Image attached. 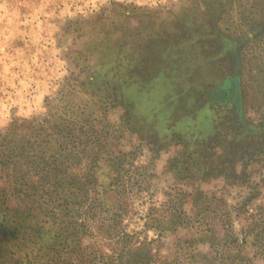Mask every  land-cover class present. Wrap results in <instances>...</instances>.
Listing matches in <instances>:
<instances>
[{"label":"rangeland","instance_id":"374dc122","mask_svg":"<svg viewBox=\"0 0 264 264\" xmlns=\"http://www.w3.org/2000/svg\"><path fill=\"white\" fill-rule=\"evenodd\" d=\"M113 4L131 5L137 13L121 20L111 11ZM184 9L194 30H181L177 16ZM145 10L150 15L141 14ZM146 26L156 37L151 51L163 48L162 35L173 39L164 46L171 50L190 31L199 35L197 46L188 40L182 58L168 56L167 61L152 54L151 81L123 85L104 75L84 81L99 70L88 66L94 55L89 63L84 59L90 36L97 39L108 31L116 40L131 28L141 39L144 32L138 31ZM134 54L141 58L138 50ZM224 78L232 79L231 92H237L243 128L257 135V146L246 157L230 151L232 131L237 132L232 130L235 105L224 101L230 96L219 85ZM84 103L88 106L81 112ZM65 118L78 119L75 130L82 118L89 130L93 121L100 144L76 156V163L91 160L94 174L106 183L119 172L121 193H110V199L126 210L122 227L135 234L137 245L157 238L152 254L159 262L264 264L248 244H233L236 233L249 232L264 217V0H0V132L14 120L19 126L25 119L39 120L45 128ZM18 129L30 133L27 127ZM217 133L229 138L211 150L215 155L200 160V151ZM75 147L79 154L82 147ZM206 205L215 211L207 223L225 238L212 249L210 236L196 229L200 207ZM177 211L184 212L182 224L160 237L158 230L145 228L156 220L170 222ZM97 238L109 247L108 238Z\"/></svg>","mask_w":264,"mask_h":264},{"label":"trees","instance_id":"16d2710c","mask_svg":"<svg viewBox=\"0 0 264 264\" xmlns=\"http://www.w3.org/2000/svg\"><path fill=\"white\" fill-rule=\"evenodd\" d=\"M111 8L112 12L118 13L121 20H127L129 16L137 13L131 5L113 4ZM187 11L184 9L177 16L181 30H194L187 22L190 20ZM141 14L150 15V11L145 10ZM139 22L143 23L142 18ZM127 30L124 37H117L116 40L113 33L111 40L108 31L101 33L102 36L97 39H92L91 36L87 39L86 43L88 42L91 49L83 54V58L89 63L90 55H94L88 66L90 69L99 70L93 75L83 77L84 81H98L103 75L111 80L119 79L123 85L135 83L139 81L137 79L151 81L155 73L149 71L147 64L152 54L157 53L161 61H167L171 56L182 58V46L188 40L193 47L197 46L194 38L199 37L196 32L190 31L184 39L180 38L174 43L173 51L177 49L179 52L172 53V48L164 49V46L173 39L168 40L166 35H162L160 39L163 48L151 51L149 44L156 39L152 26L138 31L142 35L144 32L141 39L134 38V29ZM191 37L194 41L190 40ZM137 50L141 53V58H136L134 51ZM122 64L124 70L121 68ZM225 79L230 82L228 92L231 95L234 88L232 79ZM226 80L222 81L221 86ZM86 86L85 83L84 89ZM236 93L224 100L235 105L232 118L235 123L232 124V130L237 132L232 131L230 151L242 153L246 157L251 154L249 150L257 146L253 143L257 135L253 129L243 128L240 102L236 100ZM87 106L84 103L80 111L83 112ZM78 119L55 120L45 128L39 120L35 122L25 119L23 122L26 124L23 123L22 126L15 124L14 120L8 128L0 132V264H163L152 254V246L157 238L138 242L137 245L135 234L127 233L122 227L126 210L120 206L114 207L110 199V193H121L117 184L120 180L119 172L113 173L106 183L94 174L95 165L92 169L91 160L83 166L76 163L80 159L75 158L80 154L84 155L89 146H98L101 141V136L94 133L93 121L89 122V130L88 122L82 118V124L75 130ZM19 127H27L30 133H18ZM63 128L67 130L66 135H62ZM225 137V134L220 137L217 133L205 151H200V160L207 155H215L211 150L217 147V143L221 144ZM76 145L82 147L79 154L75 153ZM260 154L264 155V148L260 149ZM202 164L200 161L201 166ZM214 213L207 205L200 207V228H196L200 229V233L210 236V249L225 239L218 238L216 229L207 223L210 214ZM182 214V211L171 212L170 222L156 220L155 226L148 224L145 228L158 230L160 237L165 230L182 224ZM260 219L261 223L257 224L261 225L256 228L253 227L249 232L242 230L239 235L236 233L233 244L237 247L248 244L253 249L254 257L264 260V217ZM231 235L232 233L226 238H231ZM97 236L108 238L109 247L103 248L97 241ZM220 259L225 261L227 256L221 255ZM237 261L244 263L243 258Z\"/></svg>","mask_w":264,"mask_h":264},{"label":"flooded vegetation","instance_id":"af4514ba","mask_svg":"<svg viewBox=\"0 0 264 264\" xmlns=\"http://www.w3.org/2000/svg\"><path fill=\"white\" fill-rule=\"evenodd\" d=\"M223 80H226V79L224 78V79H222V81H223ZM222 81H221V82H222ZM219 85L221 86V83H220ZM219 85H218V86H219ZM223 85H225V84H223ZM223 85H222L223 89L226 90V91H227V90L229 91V88H227L226 86H223ZM234 94H235V93H233V94L231 93L230 97H231V96H234Z\"/></svg>","mask_w":264,"mask_h":264},{"label":"water","instance_id":"95a60500","mask_svg":"<svg viewBox=\"0 0 264 264\" xmlns=\"http://www.w3.org/2000/svg\"><path fill=\"white\" fill-rule=\"evenodd\" d=\"M224 84H225V85H223V86H226L227 88L230 86V82H229L228 80H226V81L224 82Z\"/></svg>","mask_w":264,"mask_h":264}]
</instances>
